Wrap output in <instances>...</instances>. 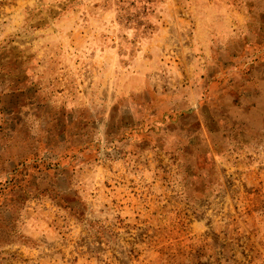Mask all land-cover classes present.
<instances>
[{"label": "rangeland", "instance_id": "374dc122", "mask_svg": "<svg viewBox=\"0 0 264 264\" xmlns=\"http://www.w3.org/2000/svg\"><path fill=\"white\" fill-rule=\"evenodd\" d=\"M261 12L0 0V264H264V110L233 76L263 70L247 46ZM232 43L249 57L210 62ZM214 70L236 96L208 100ZM194 95L195 137L175 120L152 144L120 140L144 110L170 118Z\"/></svg>", "mask_w": 264, "mask_h": 264}, {"label": "crops", "instance_id": "0c3cea01", "mask_svg": "<svg viewBox=\"0 0 264 264\" xmlns=\"http://www.w3.org/2000/svg\"><path fill=\"white\" fill-rule=\"evenodd\" d=\"M261 14H264V12H261ZM256 36L257 38H255V41L248 44L247 46L254 45L256 46V48H258L259 50V56H258L259 65L258 66L262 65L261 68H263V70H260V68L258 69V67H256L255 68L256 71L251 72V69L254 66H247V72L239 73L235 71L233 76H236L235 77L236 80H238L239 78L243 79V81L240 82V84H242L243 86L246 84L245 87H248V91H252L253 94L254 92L255 94H257L256 98H259V103H262L261 109L264 110V27L263 28L259 27L257 29ZM228 46H230L229 49H232L235 47V50L231 52V55L228 54L226 51L216 49L212 53V50H211V54H209L210 62L217 65V64H223V63L228 62L231 57L237 60L236 58L237 54L242 55V57H246V58L249 57L246 54H248L250 50L245 48L246 46L242 44H236V43H232ZM236 48H242V49H236ZM244 61H250V60H244ZM212 76L214 77V79H218V81L215 82L216 85L214 87L213 86L210 87L211 90L207 94L208 100L211 101L212 92H213L214 100L218 98V95L219 96H222V95L236 96V94L232 92L231 90H229V87H228V84H229L228 79L230 76V73L228 71L225 73L221 72L220 74L219 70H216ZM232 86L234 87L236 85H232ZM201 99L203 98L201 97L196 98V96L194 95L193 106L191 108H188L187 110H182L180 112H176L170 118H169L168 111L166 110H164L163 112H161L160 110L159 113H155L156 109L152 110V112H148V111L145 112L144 110L143 112L145 115L144 116L145 119H143L140 123L126 127L123 132L126 133L128 136L122 137L120 138V140H123V139L126 140L129 138L131 139V142L141 141V142H148L147 143L148 145L152 144V142L160 138L159 135L161 133L164 134L166 130H171L174 127L171 123H169V121L174 122L175 120H176V124L174 125L179 126L181 130L182 128L184 130L192 128V131L194 132V137H195V134L201 131V124H200V121L197 119V116L198 118L200 117L199 113L201 112V105L199 103L202 102L200 101ZM228 99L229 98H225V100H228ZM197 102L198 104H196ZM184 111L191 112L192 118L189 115L190 113L188 114L189 116L186 117L185 115L187 114H184L183 113ZM178 117H180L179 121H178ZM263 125H264V121H263ZM51 163L52 162H50V164Z\"/></svg>", "mask_w": 264, "mask_h": 264}]
</instances>
